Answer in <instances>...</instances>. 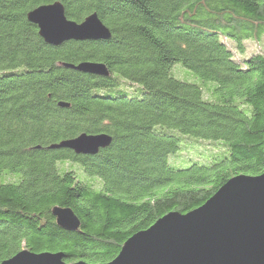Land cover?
Instances as JSON below:
<instances>
[{
  "label": "trees",
  "instance_id": "16d2710c",
  "mask_svg": "<svg viewBox=\"0 0 264 264\" xmlns=\"http://www.w3.org/2000/svg\"><path fill=\"white\" fill-rule=\"evenodd\" d=\"M56 1L78 23L96 12L111 38L47 44L27 13ZM249 40H264V0H0V263L24 249L108 263L164 215L264 173V53L239 58ZM82 62L109 75L64 66ZM83 133L112 143L93 156L50 148ZM184 141L192 152L174 166Z\"/></svg>",
  "mask_w": 264,
  "mask_h": 264
},
{
  "label": "water",
  "instance_id": "95a60500",
  "mask_svg": "<svg viewBox=\"0 0 264 264\" xmlns=\"http://www.w3.org/2000/svg\"><path fill=\"white\" fill-rule=\"evenodd\" d=\"M44 41L58 47L69 41L108 40L111 31L92 13L82 22L69 19L61 1L43 4L27 13ZM73 70L108 76L99 62L64 64ZM61 107L69 104L60 102ZM112 143L106 133L63 140L50 148L96 155ZM57 224L79 231L80 220L68 207L52 208ZM63 252L35 253L24 249L0 264H90L67 262ZM100 264H264V173L229 179L202 206L188 212H170L151 227L132 235L119 255Z\"/></svg>",
  "mask_w": 264,
  "mask_h": 264
},
{
  "label": "rangeland",
  "instance_id": "374dc122",
  "mask_svg": "<svg viewBox=\"0 0 264 264\" xmlns=\"http://www.w3.org/2000/svg\"><path fill=\"white\" fill-rule=\"evenodd\" d=\"M245 46H246V49H245V54H240L238 57L239 58H245L251 54H254V53H258V52H263L264 53V40L262 43H256L255 41H252V40H249L247 42H245ZM177 68L179 69H182V74L186 77H182V76H178L176 75L175 71H174V74L179 78V79H182V80H187V81H190V82H193V83H197V84H202V81L201 79L195 75L192 71L188 70V69H183L182 67L180 66H177ZM180 74V75H182ZM124 83H127L125 84L127 86L128 89H126V86L124 84L123 87H119V88H116V89H119V90H122V91H125V92H131L133 91L134 87L131 86V84L128 82V81H124ZM208 85H212L213 87H215V83L213 82H207ZM121 85V86H122ZM113 92V91H112ZM191 142L196 146L197 142H200V141H203V140H200L198 138H191ZM203 142H208V140H204ZM208 143H211L214 145V147H217L219 144H222V142H219V141H209ZM204 148H208L210 150H214L212 148V146L210 145H207V144H204L203 146ZM196 151H193V154H196L197 156H203V158H207L210 159V155L213 154L212 151H209V152H206V151H200L198 147L195 148ZM216 149V148H215ZM183 152H185V154L189 153V152H192L191 149H188L186 148V142L184 141L182 143V147H181V150L177 153V154H174V155H171L169 157V163L174 165V166H186V163L182 161L181 159V154H183Z\"/></svg>",
  "mask_w": 264,
  "mask_h": 264
}]
</instances>
